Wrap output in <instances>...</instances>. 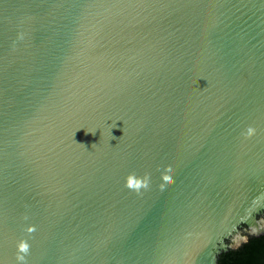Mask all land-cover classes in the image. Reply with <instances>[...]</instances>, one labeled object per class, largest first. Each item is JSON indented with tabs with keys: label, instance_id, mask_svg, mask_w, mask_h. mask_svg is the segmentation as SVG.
<instances>
[{
	"label": "water",
	"instance_id": "1",
	"mask_svg": "<svg viewBox=\"0 0 264 264\" xmlns=\"http://www.w3.org/2000/svg\"><path fill=\"white\" fill-rule=\"evenodd\" d=\"M262 233L264 0H0V264H218Z\"/></svg>",
	"mask_w": 264,
	"mask_h": 264
},
{
	"label": "trees",
	"instance_id": "2",
	"mask_svg": "<svg viewBox=\"0 0 264 264\" xmlns=\"http://www.w3.org/2000/svg\"><path fill=\"white\" fill-rule=\"evenodd\" d=\"M218 264H264V233L250 236L240 246L223 252Z\"/></svg>",
	"mask_w": 264,
	"mask_h": 264
},
{
	"label": "clouds",
	"instance_id": "3",
	"mask_svg": "<svg viewBox=\"0 0 264 264\" xmlns=\"http://www.w3.org/2000/svg\"><path fill=\"white\" fill-rule=\"evenodd\" d=\"M248 134H251L254 130L249 127L248 128ZM166 171L168 173H171L172 169L171 167L169 166ZM162 180L165 182V183H172V179H171V176L170 175H163L162 176ZM125 186L129 189H132V190H135V191H139L140 188H147L148 187V177L147 175H145V177L143 179H140V178H136L134 174H129L126 178V183H125ZM161 190H163V186H161ZM26 231L28 233H31V232H34L35 231V227L34 226H30L26 229ZM17 249H18V252L19 253H24L26 254L29 250V245L21 240L18 245H17ZM17 260H20V261H23L24 260V256L23 255H18L17 257Z\"/></svg>",
	"mask_w": 264,
	"mask_h": 264
},
{
	"label": "flooded vegetation",
	"instance_id": "4",
	"mask_svg": "<svg viewBox=\"0 0 264 264\" xmlns=\"http://www.w3.org/2000/svg\"><path fill=\"white\" fill-rule=\"evenodd\" d=\"M243 234H245V233H243Z\"/></svg>",
	"mask_w": 264,
	"mask_h": 264
}]
</instances>
